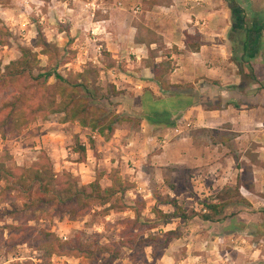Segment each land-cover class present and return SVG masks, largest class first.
Instances as JSON below:
<instances>
[{"label":"crops","instance_id":"crops-1","mask_svg":"<svg viewBox=\"0 0 264 264\" xmlns=\"http://www.w3.org/2000/svg\"><path fill=\"white\" fill-rule=\"evenodd\" d=\"M36 1L0 0V21L11 32L17 28L33 32L32 27L40 23L48 26L35 16H21L25 9L36 13L37 5L32 4ZM99 5L96 17L87 23L78 17L88 12L85 7L75 10L77 16L69 12L73 8L63 11L72 20V34L51 28L64 37L65 48L77 50L78 60L115 63L100 70V80L107 81L113 92H122L117 113L125 119L110 139L76 125L87 157L82 161L74 151L67 167L83 183L101 178L106 186L112 185L110 175L116 172L134 184L136 196L148 193L146 198L153 196L150 185L156 179L181 205L190 192L177 194L168 183L170 174L172 179L188 174L195 193L205 197L225 187L238 188L244 202H237L232 216L215 224L197 218L190 221L189 260L198 259L202 253L197 251L203 248L214 254L218 245L222 253L218 264H237L236 256L245 257L246 264H263L258 241L251 240L254 235L249 229L254 226H242L254 214L244 204L252 209L264 206V88L259 82H264V60L262 55L251 59L255 71L248 74L240 48L244 39L233 36L230 3L99 0ZM84 28L96 33L91 41ZM91 43L103 45L102 56L88 48ZM153 96L172 110V125L156 123L144 114V100L153 105ZM46 142L52 148L58 146L48 138Z\"/></svg>","mask_w":264,"mask_h":264},{"label":"rangeland","instance_id":"rangeland-1","mask_svg":"<svg viewBox=\"0 0 264 264\" xmlns=\"http://www.w3.org/2000/svg\"><path fill=\"white\" fill-rule=\"evenodd\" d=\"M37 1L32 3L37 5L36 13L34 10L29 12L25 9L21 16L30 19L36 17V21L38 19L47 21L48 26L45 27L40 23L32 27L33 32L26 28H17L11 32L9 27L2 20L0 21L2 74L8 75L9 72L14 71L16 67L13 63L21 60L24 54L31 56L33 61L32 70H27L17 77L8 76V85L0 91V125L3 131H6V136L0 134V162L17 170V167H31L49 160L54 165L60 180L66 174H72L81 185L88 186L90 183H83L82 179L67 167L66 160H72L77 142H81V139L80 133L76 132L78 124L65 122V113L56 111L61 101L67 98V96L62 97L63 83L58 81L56 74L68 79L71 84L77 85L78 88L75 91L79 96H87L86 90L80 85L91 88L95 95L93 104L100 110L99 113L103 110L117 113L121 94L119 95L117 91L113 92L112 86L107 81L100 80V70L114 67L115 63L109 60L103 65H97L92 60L86 63L78 60L77 50L72 47L65 48V42L63 45L61 43L64 37L59 38L55 29L51 28L57 26L59 30L64 29L68 34H72V20L63 15V11L67 12L68 8H73L69 12L77 16L75 10L83 7L87 10L86 5L92 0H43L44 3ZM50 5H53L51 7L53 10ZM16 6L20 7V4ZM241 6L245 10L250 25L254 19V12L264 11V0H241ZM78 17L85 20V23L92 19L90 12L80 13ZM66 19L68 21H65ZM82 31L91 41L92 31H85V28ZM233 36L237 40L245 37L242 31H234ZM48 40H51V43H48ZM55 40L58 41L55 42ZM88 48L94 50L95 46L91 43ZM261 55L264 60V49ZM78 65L80 67H77ZM80 68H83L85 72L81 73ZM40 74H52V76L45 79L40 77ZM71 92L74 91L71 90ZM18 98L21 99L18 100ZM7 104L9 107H6ZM11 111H14L13 115L17 118L16 112H23L21 114L30 117L32 122L20 131H7L9 122L5 120ZM121 118L125 119L122 114ZM94 133L101 136L98 130L91 134ZM88 136L91 138L92 135ZM102 137L106 139L105 136ZM47 138L54 144L58 143V146L56 148L49 146L46 142ZM171 177L172 174L168 183L176 188L177 194L190 192L185 195L187 196L185 199H181L183 206L190 213L198 212L202 208L201 203L208 196L195 193L188 174L181 173L180 178L179 176L173 179ZM175 182L180 186L177 187ZM130 184L132 189L124 196L128 208L121 210L118 207L108 209L110 207L95 206L86 215L71 220L68 215L52 216L46 211L30 208L18 191H6L7 181H0V264H218L222 255L218 245L214 248V254L203 248L197 251L202 253L198 259L189 260L190 251L187 244L191 241L190 226L192 224L190 222L183 224L179 219L168 223L158 213V209L165 213L175 211V208L169 204L171 200L176 199L172 197L173 192H170L168 188H161L162 184L160 185L155 179L150 185L153 196L146 198L144 196L148 193L136 196L134 184L132 182ZM101 185L103 188L109 187L105 182ZM228 189L225 187L214 193H221L224 199L240 202V192L228 195L226 193ZM191 195L194 199H188ZM140 203L142 204L141 214L137 220L131 208L138 207ZM244 206L249 208L248 212L254 214L243 220L242 227L246 229L254 226L253 230L249 229L254 235L251 240L258 241L259 249L264 254V241H262L264 206L258 209H252V206L246 204ZM170 230H176L181 239L179 237L180 240L178 238L172 240L168 248L164 247L163 239L149 241L150 235H162L163 232ZM44 233L53 234L62 241H69L80 234L84 246L93 253L81 257L60 254L50 257L47 254V239ZM116 251L120 253L118 259L113 261L112 255ZM164 257L167 258L164 260ZM236 258L237 264H246L245 257L236 256Z\"/></svg>","mask_w":264,"mask_h":264},{"label":"trees","instance_id":"trees-1","mask_svg":"<svg viewBox=\"0 0 264 264\" xmlns=\"http://www.w3.org/2000/svg\"><path fill=\"white\" fill-rule=\"evenodd\" d=\"M227 1L230 3L233 13L234 31H242L245 35L242 46L244 52L243 61L246 71L250 74L255 71L250 62L251 59L258 57L264 49V11L254 12V19L249 25L245 10L241 6V0ZM13 64L16 69L9 72L8 75L2 74L0 70V91L8 85V76L17 77L27 70L33 69V61L31 56L27 54H24L21 60ZM51 76L52 74H40V77L45 79ZM254 77L256 80L257 76L255 75ZM56 78L63 83L62 97L67 96L66 100L61 101V104H59V109L56 110L58 113H65V122L79 124L92 132L98 130L101 136L110 139L116 129V125L123 121L121 114L108 112L107 110L99 113L98 111L100 110L93 104L95 95L91 88L80 85L86 90L87 96H79L75 91L78 88L77 85L71 84L68 79L60 74H56ZM259 82L264 88V82L260 79ZM71 90L74 92H71ZM115 91L116 89H114ZM118 93L120 95L122 92ZM20 99L18 98V100ZM152 102L153 105L149 106V103L144 100V114L150 115V119L156 123L172 125V122L170 123L173 114L172 110L166 104H160L161 100L157 97L153 96ZM7 106L9 107V104ZM14 111H11L5 120V122H9L7 124L9 127L7 131L9 132L27 128L32 122L30 117H25L21 114L23 112H16L17 118L13 115ZM0 134L6 136V131H3L1 125ZM75 151L81 155L80 159L82 161L86 159L87 148L83 146L82 142H77ZM110 176L112 185L107 188L102 187L101 178L85 186L81 185L72 174H66L60 180L55 172L54 165L49 160L31 167H17V170L11 169L5 163L0 162V181H7L6 191H18L30 208L46 211L52 216L62 217L68 215L71 220H76L86 215L95 206L110 207L108 209L118 207L121 210L128 208L124 196L132 189V185L116 172ZM237 191L240 192L239 189L229 188L226 193L229 195L235 192L238 193ZM240 202H244V200L241 199ZM245 203L248 202L245 201ZM169 204L175 208L173 213H165L161 209L157 210L168 223L174 219H181L184 224H188L191 220L197 218L202 223L215 224L220 222L223 217L232 216L233 214L230 215L229 213L235 209L237 202L231 201V199H224L221 193H214L203 200L201 203L202 208L198 212L193 211L190 213L177 199L171 200ZM138 205V207L131 208L135 212L137 220L140 217L142 208L141 203ZM44 234L47 239V254L50 257L57 254L81 257L93 253L84 246L80 234L69 241H62L50 233ZM179 237L180 235L176 233V230H170L163 232L162 235H150L149 241L163 239L164 247L168 248L172 240ZM119 253L120 251L114 252L112 255L113 261L118 259Z\"/></svg>","mask_w":264,"mask_h":264},{"label":"built area","instance_id":"built-area-1","mask_svg":"<svg viewBox=\"0 0 264 264\" xmlns=\"http://www.w3.org/2000/svg\"><path fill=\"white\" fill-rule=\"evenodd\" d=\"M86 9L88 10V12H90V17L91 18H95L97 12L101 9L100 5H99V1L98 0H92L91 2L87 3L86 5ZM136 12H139L140 8H136L135 9ZM93 35H96V33L94 31H92ZM95 43H97V40H93ZM98 55L102 56L103 52H104V47L101 44H96L95 45V49H94Z\"/></svg>","mask_w":264,"mask_h":264}]
</instances>
